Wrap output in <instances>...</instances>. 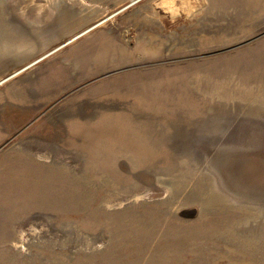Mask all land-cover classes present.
Here are the masks:
<instances>
[{"label": "rangeland", "instance_id": "374dc122", "mask_svg": "<svg viewBox=\"0 0 264 264\" xmlns=\"http://www.w3.org/2000/svg\"><path fill=\"white\" fill-rule=\"evenodd\" d=\"M0 264H264V0H0Z\"/></svg>", "mask_w": 264, "mask_h": 264}]
</instances>
